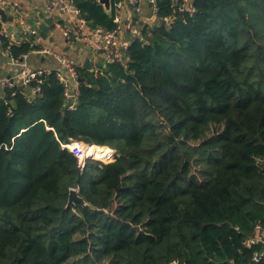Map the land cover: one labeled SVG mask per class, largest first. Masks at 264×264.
Wrapping results in <instances>:
<instances>
[{
    "label": "trees",
    "instance_id": "trees-1",
    "mask_svg": "<svg viewBox=\"0 0 264 264\" xmlns=\"http://www.w3.org/2000/svg\"><path fill=\"white\" fill-rule=\"evenodd\" d=\"M157 2L126 63L75 66L73 108L56 71L0 94V264H264V0Z\"/></svg>",
    "mask_w": 264,
    "mask_h": 264
},
{
    "label": "built area",
    "instance_id": "built-area-1",
    "mask_svg": "<svg viewBox=\"0 0 264 264\" xmlns=\"http://www.w3.org/2000/svg\"><path fill=\"white\" fill-rule=\"evenodd\" d=\"M46 8L51 13H57L59 15H67L69 23L64 30V36L68 41L71 42V38L74 40L72 43L80 42L84 45H89L92 47L104 60L105 62L118 61L121 63L127 62L126 50L129 45L122 46L120 41V35L123 32V24L125 19V10L128 4H130L137 13H140V4L143 0H111L112 10L114 16V23L116 28L112 31H107L102 28L91 29L89 28L87 21L83 18L81 10L76 6V0H44ZM154 7V12L157 15L158 12V2L157 0H148ZM188 0H175V7L179 11H184L187 8ZM6 5L5 0H0V9L4 8ZM21 32L23 34H28L33 37H37L38 33L35 29L30 28L25 23L20 25ZM7 36L5 31L0 32V50H4L6 55L11 59L13 64L22 67L21 73L13 78H0V86L4 89H14L17 86L27 87L33 82L37 81L44 75L51 74L43 71H32L27 60L31 54H37L41 56H53L59 63H61L62 68L58 71L57 77L59 81L63 84L65 89V96L67 99L71 100L73 103L69 108H73L77 97L79 95V77L76 72L74 63H72L64 54H58L52 49L45 47L35 49L34 51L23 54L19 57H15L13 52L9 48H4L3 37ZM98 72V69L95 71ZM41 92V88H33L32 93L38 94ZM82 143L73 142L69 145H65L70 152H72L78 159V166L83 171L85 170L86 163L91 157H88V153L85 152ZM114 155L112 156V158ZM112 161V160H111ZM79 192L78 189H75ZM252 241H248L247 244L250 245ZM259 257H255L254 261L258 262Z\"/></svg>",
    "mask_w": 264,
    "mask_h": 264
},
{
    "label": "crops",
    "instance_id": "crops-1",
    "mask_svg": "<svg viewBox=\"0 0 264 264\" xmlns=\"http://www.w3.org/2000/svg\"><path fill=\"white\" fill-rule=\"evenodd\" d=\"M6 5L0 9L5 12L7 22L3 23V29L11 41V44H21L27 38L33 37L23 34L20 29L21 23H25L38 33L34 38L36 46L41 48L48 47L58 54H64L75 66L85 67L89 62L90 69L96 71L100 64L106 63L105 60L89 45L80 42L72 43L64 36V30L69 23L67 15L51 13L45 5L44 0H5ZM192 0H188L187 5ZM140 13L134 7L127 5L125 10V21L122 26L123 32L120 35L121 45H129L132 40L140 37L144 26H156L159 18L154 12L153 5L148 0H143L140 4ZM137 19V20H136ZM27 64L32 71H45L51 73L62 68L61 63L53 56H41L31 54ZM22 67L13 64L4 50H0V78H13L21 73ZM4 88L0 86V94Z\"/></svg>",
    "mask_w": 264,
    "mask_h": 264
},
{
    "label": "water",
    "instance_id": "water-1",
    "mask_svg": "<svg viewBox=\"0 0 264 264\" xmlns=\"http://www.w3.org/2000/svg\"><path fill=\"white\" fill-rule=\"evenodd\" d=\"M98 2L104 6L105 10L108 13H111L112 11V2L111 0H98ZM0 14L2 15L3 21L6 23L7 21V17L5 12L0 10ZM137 20V19H136ZM163 24H166V22H163ZM81 44V43H80ZM85 68L90 70V65L89 62L87 61L85 64ZM79 82H81L79 80ZM75 202H82L84 203V200L79 196L78 192L75 189H71L70 190V195H69V203H68V207L73 206L75 207Z\"/></svg>",
    "mask_w": 264,
    "mask_h": 264
},
{
    "label": "bare ground",
    "instance_id": "bare-ground-1",
    "mask_svg": "<svg viewBox=\"0 0 264 264\" xmlns=\"http://www.w3.org/2000/svg\"><path fill=\"white\" fill-rule=\"evenodd\" d=\"M84 150L86 153H88V157L96 160H102L106 154L105 148H100L97 146L85 145Z\"/></svg>",
    "mask_w": 264,
    "mask_h": 264
},
{
    "label": "rangeland",
    "instance_id": "rangeland-1",
    "mask_svg": "<svg viewBox=\"0 0 264 264\" xmlns=\"http://www.w3.org/2000/svg\"><path fill=\"white\" fill-rule=\"evenodd\" d=\"M82 144H83V145H86V144H84V143H82ZM105 150L107 151L106 148H105ZM113 155H115V151H114ZM113 158H114V157H113ZM113 158L111 157L110 159L107 160V157L104 156L102 160H96V159H93V158H92V159H89V160H90V161H95V162L97 161V162H100V163H109V162H111V160H113ZM89 160H88V161H89ZM88 161H87V162H88Z\"/></svg>",
    "mask_w": 264,
    "mask_h": 264
}]
</instances>
